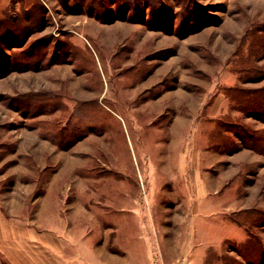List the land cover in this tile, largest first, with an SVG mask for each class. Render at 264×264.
<instances>
[{"label":"rangeland","instance_id":"rangeland-1","mask_svg":"<svg viewBox=\"0 0 264 264\" xmlns=\"http://www.w3.org/2000/svg\"><path fill=\"white\" fill-rule=\"evenodd\" d=\"M28 227L264 264V0H0V264Z\"/></svg>","mask_w":264,"mask_h":264},{"label":"crops","instance_id":"crops-1","mask_svg":"<svg viewBox=\"0 0 264 264\" xmlns=\"http://www.w3.org/2000/svg\"><path fill=\"white\" fill-rule=\"evenodd\" d=\"M18 244L11 247L8 260L11 264H71L73 261L65 259L63 251L67 241L60 232L51 230L37 231L26 228L19 235ZM120 259V258H118ZM115 256L105 255L104 258H95L91 264H114ZM101 261V262H100ZM78 264V262H77ZM80 264H87L83 260Z\"/></svg>","mask_w":264,"mask_h":264},{"label":"trees","instance_id":"trees-1","mask_svg":"<svg viewBox=\"0 0 264 264\" xmlns=\"http://www.w3.org/2000/svg\"><path fill=\"white\" fill-rule=\"evenodd\" d=\"M120 1H124V0H120ZM129 3H131V1L129 2ZM137 4V5H136ZM133 5V4H132ZM133 7H135V9H139V4L137 3V2H135V5H133ZM132 7V8H133ZM118 15L122 18V19H130V20H139L138 18H136V16H131L130 14L128 15L127 14V12L125 11V10H118ZM151 21V20H150ZM195 21H196V24L198 23V22H202V21H204L203 19H201V20H199V19H195ZM151 23H152V26H153V22L151 21ZM196 24H193V26H191L190 25V27H191V29L190 30H195L197 27H196ZM187 27L188 26H186V29H187ZM182 32H186V30H182ZM245 132H246V130H245V127H244V129H243Z\"/></svg>","mask_w":264,"mask_h":264},{"label":"bare ground","instance_id":"bare-ground-1","mask_svg":"<svg viewBox=\"0 0 264 264\" xmlns=\"http://www.w3.org/2000/svg\"><path fill=\"white\" fill-rule=\"evenodd\" d=\"M108 93H109V92H107V93H106V95H104L103 99H106V98H107V96H108ZM124 95L127 97V96H128V93H124ZM94 97L96 98V97H97V95H95Z\"/></svg>","mask_w":264,"mask_h":264}]
</instances>
